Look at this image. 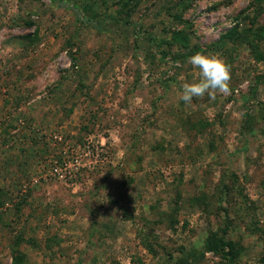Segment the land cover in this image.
<instances>
[{"label": "rangeland", "instance_id": "rangeland-1", "mask_svg": "<svg viewBox=\"0 0 264 264\" xmlns=\"http://www.w3.org/2000/svg\"><path fill=\"white\" fill-rule=\"evenodd\" d=\"M263 7L0 0V264L224 261L210 238L264 264ZM197 52L229 65L228 95L180 99ZM86 144L73 178L42 176Z\"/></svg>", "mask_w": 264, "mask_h": 264}, {"label": "clouds", "instance_id": "clouds-1", "mask_svg": "<svg viewBox=\"0 0 264 264\" xmlns=\"http://www.w3.org/2000/svg\"><path fill=\"white\" fill-rule=\"evenodd\" d=\"M187 62L199 70V79L182 85L180 99L185 103H192L194 97L202 99L206 94L214 99L218 93H230L231 70L223 59L197 52L190 56Z\"/></svg>", "mask_w": 264, "mask_h": 264}, {"label": "built area", "instance_id": "built-area-1", "mask_svg": "<svg viewBox=\"0 0 264 264\" xmlns=\"http://www.w3.org/2000/svg\"><path fill=\"white\" fill-rule=\"evenodd\" d=\"M65 155L66 154L59 158L50 159L47 165L48 168L46 169V172L42 173V176H52L63 183L73 178L75 173L87 163L84 161V163H82L83 157L85 159H89L90 157L88 144L84 145L82 152L79 155L76 154V151H74L72 155ZM1 210L2 208L0 207V212Z\"/></svg>", "mask_w": 264, "mask_h": 264}, {"label": "trees", "instance_id": "trees-1", "mask_svg": "<svg viewBox=\"0 0 264 264\" xmlns=\"http://www.w3.org/2000/svg\"><path fill=\"white\" fill-rule=\"evenodd\" d=\"M54 1L59 2L60 0H54ZM254 1L258 2L259 0H254ZM260 11L264 13V7ZM256 12H257V10H256ZM235 32H236L235 27H230L229 29H227V31L223 35H225V37L227 38V37H230ZM170 35H171V39H172L171 41H173V42L178 41L182 45H187L188 37H187L186 33L181 32L180 30H174L171 32ZM255 54H257L256 51H255ZM225 232H226V226L222 227L221 234L224 235ZM206 247L211 249L213 252L218 253L219 256H221L222 260H224V261L220 260L216 264H227V263L231 262V259L234 258L233 254H229V249H231L230 243L228 241H225L222 238H219V239L210 238V239H208L206 242ZM225 247H226V250H223Z\"/></svg>", "mask_w": 264, "mask_h": 264}, {"label": "crops", "instance_id": "crops-1", "mask_svg": "<svg viewBox=\"0 0 264 264\" xmlns=\"http://www.w3.org/2000/svg\"><path fill=\"white\" fill-rule=\"evenodd\" d=\"M6 145H3V146H1V147H5ZM5 167H6V165H5ZM0 171L2 172V167H1V164H0ZM6 172V171H5ZM2 173H0V175H1ZM11 174H9V176H10Z\"/></svg>", "mask_w": 264, "mask_h": 264}]
</instances>
